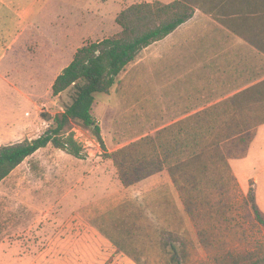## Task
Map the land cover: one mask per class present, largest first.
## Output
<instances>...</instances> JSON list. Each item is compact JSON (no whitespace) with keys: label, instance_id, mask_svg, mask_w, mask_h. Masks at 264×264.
Listing matches in <instances>:
<instances>
[{"label":"rangeland","instance_id":"374dc122","mask_svg":"<svg viewBox=\"0 0 264 264\" xmlns=\"http://www.w3.org/2000/svg\"><path fill=\"white\" fill-rule=\"evenodd\" d=\"M42 19L41 29L26 35L4 61L16 92L0 84V119L16 114V119L19 116L27 124L17 120L16 133L0 144L36 139L51 125L47 119L71 102L73 89L54 97L52 85L72 62L73 46L92 30H74L72 49L60 53V16L52 12ZM101 27L105 34L96 32L98 36H90L77 48L121 30L116 21ZM226 30L218 19L198 11L173 35L142 51L110 93L98 96L94 105L92 113L100 124L106 152L91 131L74 125L75 138L86 150L85 159L50 145L0 184V264H137L101 231L126 205L132 206L130 210L143 208L152 222L182 227L188 264H215L198 242L193 223V216L198 215L186 212L168 170L124 186L106 154L177 122L185 128L196 126L192 117L233 94L256 68L264 72L263 56ZM186 135L185 129L181 139ZM251 143L245 158L231 161L234 181L224 188L215 213L223 226L216 225L210 215L200 214L202 222L217 226L219 248L250 250L264 244V228L257 223L248 198L252 188L264 216V125ZM238 145L243 147V141ZM152 247L147 244L146 254L154 252Z\"/></svg>","mask_w":264,"mask_h":264},{"label":"trees","instance_id":"16d2710c","mask_svg":"<svg viewBox=\"0 0 264 264\" xmlns=\"http://www.w3.org/2000/svg\"><path fill=\"white\" fill-rule=\"evenodd\" d=\"M197 9L218 19L233 33L250 35L249 45L264 58V0L132 4L116 17L119 33L86 42L56 78L52 85L54 97L70 89L73 94L62 112L47 119L51 122L48 129L36 139L0 146V184L26 159L50 145L85 159L86 150L75 138L74 125L91 131L106 152L100 124L92 113L97 97L109 94L143 50L175 33L194 17ZM41 116L44 118L45 114ZM192 120L196 121L192 128L177 122L106 157L113 159L124 186L168 170L186 212L198 215L193 216L198 242L215 264H264V244L250 250L219 248L218 234L214 231L217 226H208L200 220V214H208L216 225L223 226L217 223L215 213L226 193L225 187L234 181L231 161L248 155L257 129L264 125V72L256 68L242 87ZM185 129L187 135L181 139ZM248 198L257 223L264 228V216L256 205L252 188ZM131 207L124 206L120 216L101 227L114 246L137 264H188L185 230L172 229L173 225L166 222H152L143 208L130 210ZM147 244L153 246L151 254H146Z\"/></svg>","mask_w":264,"mask_h":264},{"label":"crops","instance_id":"0c3cea01","mask_svg":"<svg viewBox=\"0 0 264 264\" xmlns=\"http://www.w3.org/2000/svg\"><path fill=\"white\" fill-rule=\"evenodd\" d=\"M156 1L167 4L175 0H146L145 2L153 3ZM129 2V0H0V84H3L4 86L5 84H7V86H12L16 92L15 83H13L11 81L12 79L8 77V75L11 74V70L4 65V61H6L12 49L16 47L18 43L22 42L26 35L28 36L29 33H34L41 29L40 24L45 15L56 12V15L58 17L60 16V34L58 41L60 43V53H64L72 49L71 37L74 30L80 29L81 27H89L90 30H92L88 31L85 37L80 39V43L77 47H79L85 39L90 38V36H98V34L96 35V32H100V35L102 36L105 34V30H102L101 26L107 21H116L117 15L133 4ZM198 11L201 10L197 9L196 13ZM224 29L226 28L224 27ZM92 33L95 34L92 35ZM233 35L245 42L253 51H255L248 43L250 35L245 37L236 33H233ZM77 47L73 46L76 52L79 49ZM17 120L22 121L21 123L27 124L19 116L16 119V114L11 118L5 116L3 120L0 119V142L6 138H10L11 135L16 133L15 125ZM5 145L9 144H0V146ZM18 168H16L13 173Z\"/></svg>","mask_w":264,"mask_h":264}]
</instances>
